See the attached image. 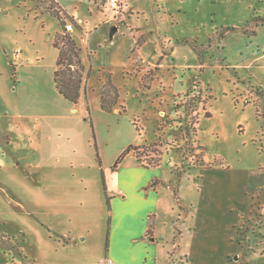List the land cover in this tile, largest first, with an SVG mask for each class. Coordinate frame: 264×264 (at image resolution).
I'll return each instance as SVG.
<instances>
[{
    "label": "rangeland",
    "instance_id": "obj_1",
    "mask_svg": "<svg viewBox=\"0 0 264 264\" xmlns=\"http://www.w3.org/2000/svg\"><path fill=\"white\" fill-rule=\"evenodd\" d=\"M51 1L0 0V264H12L10 233L17 223L26 228L31 190L53 169L66 178L57 186L65 196L61 211L47 216L80 243L62 258L107 260L109 208L95 142L109 194L119 186L128 194L112 200L116 257L130 264L145 256L146 264H264V24L254 36L244 33L254 17L264 20V0H119L118 8L107 0H55L79 26L66 21L92 66L76 105L59 98L54 84V40L63 26ZM229 28L237 30L221 38ZM109 79L118 105L103 111ZM196 114L198 141L185 129ZM159 159L154 171L139 165ZM154 177L166 183L149 199L157 210L155 241L128 212L140 206L135 180ZM205 204L203 260H193V224ZM30 231L25 252L54 251L40 247L41 238L32 242Z\"/></svg>",
    "mask_w": 264,
    "mask_h": 264
},
{
    "label": "crops",
    "instance_id": "obj_2",
    "mask_svg": "<svg viewBox=\"0 0 264 264\" xmlns=\"http://www.w3.org/2000/svg\"><path fill=\"white\" fill-rule=\"evenodd\" d=\"M59 2V0H57ZM263 25V24H262ZM258 32V31H257ZM257 34V33H256ZM254 36V35H253ZM250 37V36H249ZM55 84V82H54ZM56 88V87H55ZM57 91V89H56ZM57 93L60 95L59 98H61L63 101H66L72 105H76V103H73L69 100H67L65 97L62 98V95L57 91ZM82 98V96H81ZM81 100V99H80ZM79 100V101H80ZM118 104H116L117 106ZM114 106L113 109L116 107ZM100 107L101 103H100ZM112 109V111H113ZM105 111L104 109H102ZM131 145V144H130ZM95 146V145H94ZM97 151V150H96ZM99 165V164H98ZM141 168H143V171H146L145 169H150L154 171L157 167H149L145 165L139 164ZM100 171L102 167L99 165ZM116 170H118L117 167ZM104 169V176L106 181V186L104 185V180L102 177V171H101V177L103 180V186H104V192L106 197V204H107V197L109 196L111 198V209H109V215L108 217H111V223L109 224V218H108V229L106 233V243H105V251H106V259L104 262H98L97 264H130V260L125 259V257H116V255L112 254V238L114 233V228L112 227L113 222H115V218L113 219V205L112 200L115 199L116 196H123L126 192V189L124 187L117 189V195H110L108 192V184L107 179L105 175V168ZM155 173V172H154ZM52 175L51 179L49 175ZM174 174V173H173ZM25 176H28L27 174ZM58 179V180H57ZM54 180L58 181L54 182ZM37 181H40V183H36V188L31 190V195L28 202V209L25 210L26 215V228L20 224L17 223L15 228L10 233V243H13V249H15L14 257L11 258L12 264H96L94 261H87L80 258L75 259H64L62 258V254L66 253L68 251H71L75 254L74 247H77L79 243V236L74 237V233L72 231L65 232L61 231L60 226L58 225L57 220H52L47 216V210H55L57 213L61 211L63 200V192H59L57 190L58 184L61 185L64 184L66 181V178L61 174L60 171L57 169H53L51 172H49L48 177L46 180L38 178ZM157 181L158 183L153 185V182ZM166 184L165 182H162L158 177H154L152 179H136L133 187L137 190V197L139 198L138 205L140 206H132L128 212L130 217L135 216V221L141 222V230L142 233L145 234L146 238L148 240H158L159 236L156 232V223H157V210L155 209V206L151 202L153 200L149 199H156L155 197H158L160 195V186ZM176 179H175V195H176ZM128 195V194H127ZM143 203H146L145 206L142 207ZM218 205V204H217ZM108 206V204H107ZM202 206V205H201ZM109 208V206H108ZM190 209V208H188ZM208 207L203 206L201 209V213L203 214L202 218H200V221L198 225L193 224V230L195 231V238L197 241V247L198 250L195 253V256L193 260H203L201 253H202V247L200 246V242L203 238V232L201 231V225L202 222L206 221V212H208ZM132 215V216H131ZM153 215L154 219V225H153V232L152 234H149V223L151 220V216ZM23 222V216L17 215ZM139 220H136V219ZM54 222V223H53ZM33 229L36 233V237L33 239L32 242L38 241V239L41 238L40 242L42 245L40 247H43L44 245L46 247L50 246L54 249V251H48L46 250L43 254L38 255V253H30L29 251L25 252L24 244L29 242V238L31 235H34L33 232L30 230ZM181 234V233H180ZM72 235V237H71ZM84 239V238H83ZM83 239H81V242H83ZM179 240H177V244L179 245ZM21 243V245H20ZM111 255V256H110ZM61 258V259H60ZM70 260V261H69ZM141 260V259H140ZM145 262L143 264L148 263V258L146 256L144 257ZM171 260V259H170ZM143 261V260H142ZM148 261V262H147ZM141 264V263H139Z\"/></svg>",
    "mask_w": 264,
    "mask_h": 264
},
{
    "label": "trees",
    "instance_id": "obj_3",
    "mask_svg": "<svg viewBox=\"0 0 264 264\" xmlns=\"http://www.w3.org/2000/svg\"><path fill=\"white\" fill-rule=\"evenodd\" d=\"M52 5L49 7V10L51 13L59 19L63 26V30L60 32H57L55 40H54V46L58 48V57L56 62V69L54 71V82L55 87L57 91L65 97L67 100L78 103L79 99L82 96V87H83V77L84 73L86 72V79L90 75V71L92 70V66L88 70L86 68V65L84 63L83 59V51L82 48L79 46L77 40L70 34V32L67 30L68 23L66 22L67 19H70V22L72 24L77 25V23L73 20L74 18L69 15L60 5L54 6L53 3L57 4L55 0H52ZM261 24H264V20L259 19L257 16L253 18L252 23H247L246 28L244 30L245 34H248V36L256 35L257 33V27H259ZM79 27V26H78ZM251 27V28H250ZM236 28H229L223 34L221 35V38H224L225 33L229 31H236ZM16 77V72H15ZM108 86L104 88L101 94V106L102 109L107 111H112L113 107L117 104V99L119 98L118 89L114 86L112 80H108ZM85 91V89H84ZM86 93V92H85ZM109 101H113V103H110ZM196 109V108H195ZM193 112L195 110H192ZM198 114L195 116H191V119L193 118V122L191 125H194V127L190 128L186 125V134H190V130L192 135L195 136V141H198L196 139L197 137V129L195 127L196 123L198 122L195 118ZM206 116H210V112L205 113ZM262 129H264V126L262 125ZM94 139H95V133H94ZM191 138V136H190ZM96 150H97V160L99 165L102 167V161L98 152L97 142L94 143ZM133 145H129V147L124 151L123 155H126L130 152V149ZM200 151H202V148H200ZM121 162V158L117 159V161L114 164V167H118V164ZM198 162L203 164L202 157H199ZM162 164V161L159 159L156 163H148L144 164L145 166H151V167H157ZM172 173L175 174V178L180 181L182 177V173L180 171H176L175 168H172L170 166ZM210 168V167H206ZM102 177L104 180V185L106 186L105 176H104V169L102 167ZM200 177H197L196 181H199ZM158 182H153V185L157 184ZM111 198L107 197V204L109 206V209H111ZM111 223V217H109V224ZM153 225H154V219L153 215L151 216V220L149 223V234H152L153 232Z\"/></svg>",
    "mask_w": 264,
    "mask_h": 264
},
{
    "label": "built area",
    "instance_id": "obj_4",
    "mask_svg": "<svg viewBox=\"0 0 264 264\" xmlns=\"http://www.w3.org/2000/svg\"><path fill=\"white\" fill-rule=\"evenodd\" d=\"M108 4L113 8H118L119 0H107Z\"/></svg>",
    "mask_w": 264,
    "mask_h": 264
}]
</instances>
